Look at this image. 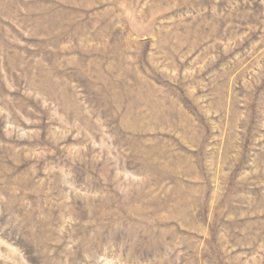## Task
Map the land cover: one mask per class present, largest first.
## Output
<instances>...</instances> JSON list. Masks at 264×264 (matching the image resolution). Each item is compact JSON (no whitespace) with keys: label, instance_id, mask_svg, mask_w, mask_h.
I'll use <instances>...</instances> for the list:
<instances>
[{"label":"rangeland","instance_id":"rangeland-1","mask_svg":"<svg viewBox=\"0 0 264 264\" xmlns=\"http://www.w3.org/2000/svg\"><path fill=\"white\" fill-rule=\"evenodd\" d=\"M0 264H264V0H0Z\"/></svg>","mask_w":264,"mask_h":264}]
</instances>
